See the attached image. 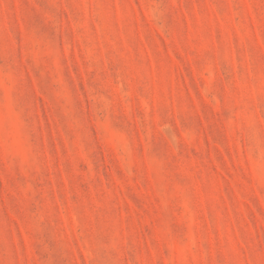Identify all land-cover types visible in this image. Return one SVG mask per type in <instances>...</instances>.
Masks as SVG:
<instances>
[{
    "label": "rangeland",
    "instance_id": "374dc122",
    "mask_svg": "<svg viewBox=\"0 0 264 264\" xmlns=\"http://www.w3.org/2000/svg\"><path fill=\"white\" fill-rule=\"evenodd\" d=\"M0 264H264V0H0Z\"/></svg>",
    "mask_w": 264,
    "mask_h": 264
}]
</instances>
